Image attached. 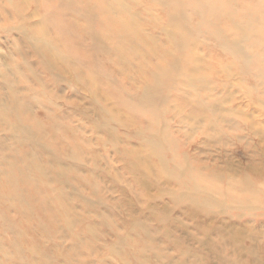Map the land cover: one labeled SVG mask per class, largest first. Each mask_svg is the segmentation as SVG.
I'll return each mask as SVG.
<instances>
[{"label":"rangeland","instance_id":"obj_1","mask_svg":"<svg viewBox=\"0 0 264 264\" xmlns=\"http://www.w3.org/2000/svg\"><path fill=\"white\" fill-rule=\"evenodd\" d=\"M182 1H188L183 22L202 23L197 11L206 3L196 0L194 10L193 0ZM214 1L223 8L208 10L209 27L191 31L185 42L183 34L172 37L179 43L171 44L160 31L168 13L153 0H135L139 30L124 36L149 37L150 48L132 40V48L121 45L114 55L93 46L63 0L45 1L47 29L59 50L89 78L98 74L96 96L45 69L24 31L37 23L31 7L0 0V161L28 173L19 157L20 134L2 118L12 93L21 102L38 97L27 119L52 112L57 126L46 128L51 140L58 135L59 144L67 134L86 143L76 159L65 155L68 145L63 154L49 148L28 154L36 157L35 165L28 161L33 173L53 171H44V179L62 209L57 213L48 200L34 204L41 228L33 234L41 249L32 264H264V29L249 38L229 30L244 19L259 26L260 16L245 10L262 0ZM93 20L96 31L101 25ZM111 38L116 41L109 36L104 45ZM233 41L241 42L242 55ZM145 85L154 97L141 106ZM106 108L122 120L115 114L106 120ZM14 209L9 205L6 212L16 219ZM7 239L0 226V264H27L28 255L20 259Z\"/></svg>","mask_w":264,"mask_h":264},{"label":"bare ground","instance_id":"obj_2","mask_svg":"<svg viewBox=\"0 0 264 264\" xmlns=\"http://www.w3.org/2000/svg\"><path fill=\"white\" fill-rule=\"evenodd\" d=\"M7 1L10 3L13 2V0ZM20 1H23L22 3H25V5L31 7L33 18L37 19V23L35 25L27 26L24 31L26 38L30 41H33L36 49L38 48L37 50L43 60L44 68L54 70L56 75L59 76L68 75L73 79V81L75 80L80 85H83V88H87L96 96L101 95L100 87L95 84L99 79L98 74H94L93 79L89 78L83 69L74 64L69 57L59 50V44L57 40L52 37L48 31L47 20L49 19L48 13L45 9V1L47 0H32V2H27L26 0ZM213 1L214 0H209V2H211L209 3L208 0H199V2H205L206 4H204V6L201 7L199 11H197L199 19L202 16V23L194 24L188 18H186L185 22H183L182 19V15H184L183 5L188 4V1L153 0L155 7L160 9L161 13H168L166 17L168 18L169 26L161 25L160 31L167 35V39H169L171 44L179 43V40H176L172 37L181 36L182 34L185 37V42L189 35L193 34L190 33L191 31H196V29L201 31V29L209 27L206 24V26H204V23H207L210 20V18H208L210 11L208 10L211 8L217 9L218 6L222 7L218 1ZM208 3L210 5L207 8ZM196 4V0H193L192 7L194 10ZM62 5L64 6L65 11L67 10V12L72 14L74 13V15H76L74 16L75 18L71 20L73 23H76L77 19H80V21L83 22V30L93 41V46L95 48H99L101 51L104 47H106L110 49V51L112 50L110 53H113L114 55L116 52L119 53V48L121 45L130 46L132 48V40H137V44L135 46H138L139 49L142 47L145 48L150 41V39H148L149 37L146 39L141 38V36H135L136 32L139 30L138 26L140 23L138 21L140 14L135 12L133 9V7H135V0H63ZM168 9L169 12L167 11ZM248 10H251L253 14H258L260 16L259 26L252 21L247 20V22L244 19L243 23H238L229 27V30H231L233 27L237 35H243L245 38L255 35V30H258L259 28L264 29V0H262L259 5L254 4L252 6H248L245 10V14L248 12ZM93 19L98 20L99 25H101L96 31L92 29V24H90L91 20L94 22ZM75 25L76 24H74V26ZM158 25L160 24L157 23V26ZM214 26H211V28L214 29L217 36L222 40V34L220 33L221 30H219L217 26ZM169 27H173V29L171 30ZM125 33H135V37L127 38L124 36ZM113 35L116 41H113L111 38L112 40L109 43L110 46L104 45V38L108 39L109 36L113 37ZM233 42L231 43V48L242 55L241 42ZM114 45H116V47ZM147 48H150V46L148 45ZM117 57H120V55ZM172 62L170 65H172ZM189 62L182 60V64L184 66L189 64ZM186 74H188L189 78L193 80V74L191 73L190 69L187 70ZM32 91L33 90H31V88L27 89V92ZM153 97L154 93L152 88H150L149 85H145L141 96V106L150 105L152 103ZM37 98V96H32L31 98L26 97L21 102L20 100L16 99V95L12 93L10 100L6 105L5 113L2 116L6 123L9 124V126L14 131H17L20 134L18 138V147L20 151L19 157L26 159L25 163L28 168V173L26 174L25 172L27 171L26 167L17 166L14 162L11 163L8 161H0V226L4 233L8 235L6 243L9 245V248L13 249L18 255H22L20 259L25 257L23 255H28L27 258L23 260V262L27 264H32L30 258L33 257L34 251L38 249V246L39 249H41V246L38 245L40 240L37 242L38 237H35L33 234L34 230L41 228V219L39 220L36 218V216H34L37 213V210L34 209V204H39L40 201L41 203H45L46 200H48L49 204L57 210V213L61 214L62 211L61 207L59 206L58 198H52L53 188L51 184L49 182H45L44 179V171H47L48 173H52L53 171L50 168L45 167V169H39L38 172L33 173L32 170L35 167H32L34 163L33 161L31 163V159L33 160L36 157L34 156V158L32 156V158L28 159V154L31 155L34 153L35 155L34 150L36 149L40 150L42 153L47 152L46 148L58 150L61 154H63L61 151H63V148L68 145L67 148H70L71 153H66L65 155L67 157L76 159L79 158L83 153V147L81 146V143H83V145L86 144L85 140L77 138V136L74 135L70 137L67 134L62 140H60L61 142L59 144L57 143V141L60 139L58 135H55L53 140H51L48 137L46 128L56 127L57 122L54 119L52 112L50 113L48 110H43L44 115L42 119H27L25 112L28 111L29 105L33 104L34 100L36 101ZM44 104H46L45 99ZM111 114H113V116L114 114L117 115V118L122 120L120 114H116V112L113 110H107L106 108V110L103 111V115L106 117V120H108V117L112 116ZM246 120L248 119L246 118ZM40 131L43 132V135H39ZM24 145L27 146L26 148H34H32V151H29V149L24 147ZM140 159L141 158H134V161ZM28 161H30L32 164L31 167H28L30 164H28ZM139 162L141 164L145 163L148 168L147 170H150L152 167L148 165L144 159L143 161ZM55 170L58 172V174L64 173L65 171L61 165L56 166ZM9 205L15 206L18 215L16 219L10 218L7 215L6 211ZM2 255L3 253L0 251V256Z\"/></svg>","mask_w":264,"mask_h":264}]
</instances>
